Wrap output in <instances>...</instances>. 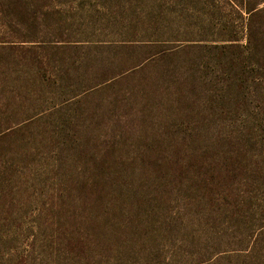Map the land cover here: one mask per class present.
<instances>
[{"label": "rangeland", "instance_id": "rangeland-1", "mask_svg": "<svg viewBox=\"0 0 264 264\" xmlns=\"http://www.w3.org/2000/svg\"><path fill=\"white\" fill-rule=\"evenodd\" d=\"M239 1L0 0V264H264ZM55 41L132 45L71 66Z\"/></svg>", "mask_w": 264, "mask_h": 264}, {"label": "trees", "instance_id": "trees-1", "mask_svg": "<svg viewBox=\"0 0 264 264\" xmlns=\"http://www.w3.org/2000/svg\"><path fill=\"white\" fill-rule=\"evenodd\" d=\"M264 2V0H259L258 2L250 1V0H240L236 8H239L243 11L247 16L244 20V45H239L238 43L230 44V46H225L222 48H235L242 49V54L237 58V60L232 61L237 68V73L241 77H250L254 78L255 82H261L264 80V30L260 31L261 28L258 27L256 21H264V6L258 8L260 3ZM228 41H237L236 38H231ZM44 43H36L34 46L37 50H45V49H55L59 48L65 49L66 52L65 57L68 61H71V66H73V62L78 60L82 66L86 65V60L89 58H98L99 60L102 58H107L109 55H102L103 52L113 51V56H130L129 48L132 44L127 42H118V43H106V42H97V43H69V42H60L55 41L51 43H45L47 45H43ZM229 45V44H228ZM46 46V47H45ZM224 46V45H223ZM94 52V55H90L91 52ZM122 51H125L123 53ZM78 54V55H77ZM77 70V66L74 68ZM87 70L84 72L86 73ZM261 72L260 76L256 79V77L249 76V73L252 72ZM88 72V71H87ZM254 74V73H253ZM260 87L259 83L253 84V86Z\"/></svg>", "mask_w": 264, "mask_h": 264}]
</instances>
